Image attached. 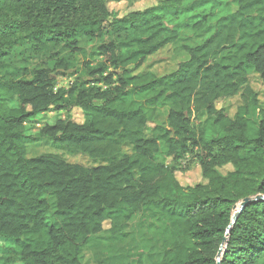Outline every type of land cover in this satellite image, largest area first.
Masks as SVG:
<instances>
[{"label":"trees","instance_id":"16d2710c","mask_svg":"<svg viewBox=\"0 0 264 264\" xmlns=\"http://www.w3.org/2000/svg\"><path fill=\"white\" fill-rule=\"evenodd\" d=\"M139 1L0 0V264H81L84 249L98 264L119 263L129 252L110 250L131 241L135 221L155 242L143 249L151 264H217L219 251L220 264H264V103L246 86L257 74L264 99V0H235L236 10L159 77L135 73L188 26L170 27L168 17L222 0H162L122 18L108 8ZM80 38L101 39L100 60L86 62L85 79L68 89H55L63 61L30 72L15 65L44 42L80 52ZM238 95L230 119L217 104ZM73 108L82 123L71 120ZM34 139L105 164L26 158ZM188 157L201 181L184 187L176 173Z\"/></svg>","mask_w":264,"mask_h":264},{"label":"rangeland","instance_id":"374dc122","mask_svg":"<svg viewBox=\"0 0 264 264\" xmlns=\"http://www.w3.org/2000/svg\"><path fill=\"white\" fill-rule=\"evenodd\" d=\"M160 1L162 0H140L139 2L133 4L126 2H113L108 5V8L112 17L122 18L131 12L143 11L145 9L155 7L160 3ZM236 8L237 6L235 0H222L221 4H206L202 7L200 6L199 8H196L195 12L189 11L185 15H179L177 20H175L174 16H169V22H171L170 27L180 21H187L188 26L179 28L178 40L172 44L164 46L156 54L148 57L135 74L142 75L145 73H153L155 76L159 77L174 72L177 69L178 64L186 59L183 47L201 43L213 30L214 22L218 18L234 12ZM196 13H198V16L192 18L191 16ZM100 42V38H80L76 45V48L79 49L80 52H73V47L63 42H59L56 45L51 42H44L43 46H40L35 50H23L22 57L19 62L15 63V65L16 67L25 68L28 72H30L35 68L46 67L48 62L52 60L63 61V63L67 64L68 69H58V72L63 76H59L57 78L55 89H68L76 82L85 79L86 71L83 66L86 62L90 63L91 67H94L98 63L100 59H98L93 53ZM112 71L113 69L110 68L109 72ZM246 86L257 94L258 103L262 106L264 99L262 96V84L259 76L253 73L250 74ZM241 104L240 95H238L230 99H225L217 104V107L218 109H224L227 116L230 119H233L236 116L237 110ZM169 108V105H164L155 110L154 118L157 124H166V116ZM69 115L73 122L77 124L82 123L83 116L79 109L73 108ZM52 117V113H47L43 116L37 117L36 120L41 124L44 122L41 121L42 118H44L45 121L50 122ZM203 119H201V121H203ZM41 125L39 126L41 127ZM149 134L150 132L147 131V135ZM25 147L26 158L52 156L62 159L67 163L78 164L87 168L105 164V162L102 161H90L84 155L60 148L47 139H34L32 141L26 140ZM123 153L124 155H130L131 148H124ZM162 158L163 157L160 156L159 161H162ZM194 163L195 162L188 157L182 165L185 167L184 170L176 173L178 182L184 187L194 186L201 181L199 169ZM127 231L130 233L129 238L131 241L123 245H117L116 248H111L110 250V252H114L115 249L117 251H128L129 254H126V260L122 259L121 262L115 263L116 261L111 259L106 260L105 263L151 264L153 260L150 263L147 259V255L152 254L151 251L148 249L147 251H143V249L145 244L147 245L146 247H150V245L155 242L150 239L149 236H142L140 229L137 227V221L130 224ZM2 245L4 244L0 243L1 247ZM81 264H98V262L94 259L91 251L84 249L81 254Z\"/></svg>","mask_w":264,"mask_h":264},{"label":"water","instance_id":"95a60500","mask_svg":"<svg viewBox=\"0 0 264 264\" xmlns=\"http://www.w3.org/2000/svg\"><path fill=\"white\" fill-rule=\"evenodd\" d=\"M256 199L259 200L260 197H256ZM249 201H250V199H245V200H243V202L239 205V207H235L234 210H235V209H239V210L242 209V208H243V207H244ZM238 212H239V211H237V212L235 213V215H234V217H233V221L235 220V216L237 215ZM233 221H232V223H233ZM232 223H231V224H232ZM229 229H230V227L227 229V235H228ZM220 256H221V251H219L218 256H217V264H220V262H219Z\"/></svg>","mask_w":264,"mask_h":264}]
</instances>
